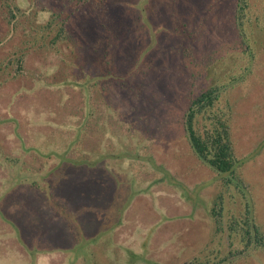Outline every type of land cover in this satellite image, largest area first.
<instances>
[{
    "label": "rangeland",
    "instance_id": "374dc122",
    "mask_svg": "<svg viewBox=\"0 0 264 264\" xmlns=\"http://www.w3.org/2000/svg\"><path fill=\"white\" fill-rule=\"evenodd\" d=\"M235 1L107 0L100 10L0 0V264H264V247L245 251L228 231L243 200L201 164L183 128L189 97L212 86L216 66L238 71ZM8 4L19 10L9 24ZM257 32L251 74L227 99L238 175L264 236Z\"/></svg>",
    "mask_w": 264,
    "mask_h": 264
},
{
    "label": "trees",
    "instance_id": "16d2710c",
    "mask_svg": "<svg viewBox=\"0 0 264 264\" xmlns=\"http://www.w3.org/2000/svg\"><path fill=\"white\" fill-rule=\"evenodd\" d=\"M106 1L107 0H70L72 3H83L84 5L94 4L100 10L104 9ZM258 1L259 0H236L234 4L233 23L237 32L238 43L233 51L240 52L238 53V62L234 65L235 68H238V71L234 72L230 69L223 72L224 75L222 76L220 73L225 70L226 67H222V69L220 66H216L221 72L217 74L215 79L213 78L214 82H212V86L205 88L198 96L193 95L189 97L183 119V128L188 145L193 154L201 164L208 167L213 172L226 175L227 178L223 180L224 185L227 188H230L229 186L233 187L243 200V214L239 219L233 217L229 221L228 231L233 235L240 236L241 241L244 243L245 251H247V248L252 244L257 247H264V236L259 232L253 222L252 202L248 193V187L238 175V168L239 164H241V160L237 157L235 144L232 141L230 128L232 109L227 96H229L231 88L241 86L236 80L238 75L246 79L251 74L249 68L254 59L258 57V48L256 39L254 38V31L258 29V34L264 31V0H261L263 6L260 9L257 4ZM7 7L11 9L8 19L9 24V22L16 17L14 11L19 10L16 7H10L9 4ZM66 7L67 6H65L64 11L52 13L51 22L49 24L61 19V15H65ZM12 9H14L13 12ZM62 24L65 26L67 20L63 19ZM59 33L62 34L63 29H60ZM262 40H264V33L262 35ZM183 51L184 54L188 53L192 56L190 49L186 48ZM20 62L21 60L18 59L19 64ZM217 62L222 61L219 60ZM221 64L225 65L224 62ZM224 96H226V99H224ZM222 200L221 195H219L215 207L212 209V216L217 226H221L222 216L220 213L223 209L220 206ZM218 230H220V228H218ZM184 264L211 263L195 260Z\"/></svg>",
    "mask_w": 264,
    "mask_h": 264
}]
</instances>
